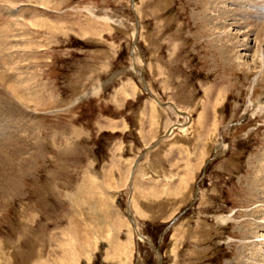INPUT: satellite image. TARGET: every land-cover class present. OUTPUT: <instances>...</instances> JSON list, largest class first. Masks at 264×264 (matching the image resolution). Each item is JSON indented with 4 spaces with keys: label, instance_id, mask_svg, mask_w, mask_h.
Listing matches in <instances>:
<instances>
[{
    "label": "rangeland",
    "instance_id": "1",
    "mask_svg": "<svg viewBox=\"0 0 264 264\" xmlns=\"http://www.w3.org/2000/svg\"><path fill=\"white\" fill-rule=\"evenodd\" d=\"M23 1L11 9L28 24L32 99L1 145L19 178L4 194L0 167V264H251L245 237L264 239L252 227L264 33L251 27L264 0H237L220 21L247 24L229 28L247 49L229 64L205 0Z\"/></svg>",
    "mask_w": 264,
    "mask_h": 264
},
{
    "label": "bare ground",
    "instance_id": "2",
    "mask_svg": "<svg viewBox=\"0 0 264 264\" xmlns=\"http://www.w3.org/2000/svg\"><path fill=\"white\" fill-rule=\"evenodd\" d=\"M205 1L206 2H204L201 6L202 11L200 14L205 15V12L210 13V12L214 11V13L212 12L214 14L213 19L216 22H218V25L211 24V23L206 24L207 21H204V22L202 21L204 23V28H205L207 33L211 32L212 34H215L216 31L217 32L223 31L224 34L221 36V38L220 37L216 38L215 44H217L219 47L218 50H220L219 54L221 55V57L224 58L225 62H227L229 64L230 62H233L234 59L236 60V59H238V57L242 56V55H239L237 58H235L234 53H235L236 49H239L241 47H242V50H245L246 49V43L237 40L238 38L234 39V37H232L228 33L230 27H232V26L235 27V25L237 27V25L239 23L233 22V24L232 23L229 24L230 26H224V23L222 24V23H220V21L226 19V17H228L229 14H230V16L238 15V13L242 7V3H241V1L232 0L234 5H235L234 9H232L230 11V13L226 12V14H224L222 8L220 7V3L221 2L226 3L225 0H205ZM227 1L230 2L231 0H227ZM15 2L23 3L24 1L23 0H0V132L2 131V128H3L1 126L4 124H5L6 128L9 130L8 135L6 134V136H4L5 133L3 134V138L4 139H5V137H7V138L5 139V141H4V139H2L1 141H3V142L0 141V148H1V145L7 146L8 145V144H6L7 141L9 142V144L13 143V141H14L13 136H15L13 134L14 130H15V120L14 119L17 117V115H20L21 117H26V116H24L25 114L20 109L21 108L23 109L25 107V103L26 102L28 103V101H30V100H28V98H30L32 96V95H30L31 93L29 92V85H30L29 81L30 80L28 77V73L26 71L27 68H26V66H24V64H27V60H28L27 54H28V50H29L28 37H27L28 35L26 32L27 31L26 27L28 24L21 21L22 15L20 18H18L19 15L16 17L17 12L15 13V15L12 13L13 9H11V7L14 6ZM27 2H28V0H27ZM246 2H248V1H246ZM215 3H217V4H215ZM206 4H208L209 9L205 8ZM252 5H253V3H252ZM260 8H262V7L260 6ZM27 10H28V8H27ZM20 11L23 13V9L20 8ZM24 11H25V8H24ZM21 12H20V14H21ZM240 14L243 15L244 11L241 12ZM257 16H259V15H257ZM260 18H263V15L261 13H260ZM209 22H213V21L209 20ZM255 23L252 22V24H254V25H252L251 27H254V26L260 27V33H264V23L263 22L262 23L255 22ZM243 24H244L243 26L238 25V27L236 29L240 30V29L246 28L247 24H245V23H243ZM29 25L34 26V24H32L31 22ZM256 39H257V51H256V53L259 55V60H258L259 66L263 65V71L261 72V75H259V79H260V81H263L264 80V52L262 51L263 46H264L263 35L262 34L256 35ZM232 41H234V42L232 43ZM20 63H22V64L19 67L18 64H20ZM241 63H239V64H241ZM255 63H256V65L258 64L257 62H255ZM25 68H26V70H25ZM30 87H32V86L30 85ZM31 99H32V97H31ZM254 108L257 109L264 116V103L261 100L260 101L258 100L256 102V105ZM182 117L186 118L187 122L186 121L185 122L188 123V116L183 115ZM15 141H17V140H15ZM4 149H5V147H4ZM4 149H2V148L0 149V153H1L0 154V157H1L0 161H2V162H0V167L6 168L7 172H8V176L10 175L11 177H5L4 178V183H3L4 189H3V191H4V194L6 193V194L10 195L13 192V190L16 188V182L14 181V178L16 177L18 179L19 176L17 173H13V168L11 166V160H12L11 158L13 156L10 157L9 151L8 152L6 151L7 148H6V150H4ZM13 153L14 152H12L11 154H13ZM25 153L28 154V151H26ZM28 160L29 159L27 157V159H25L24 161H23V159H22V161L21 160L19 161V162H22V164H23L22 166H24V170L23 169L21 170L20 168L18 170V172H20V176H22V177H23V175H25V169L29 166ZM260 161H258L256 163V165L263 163V161L261 159H260ZM16 169L17 168H15L14 170H16ZM6 175L7 174H5V176ZM252 183L257 186L256 190L259 193H261L264 190L263 174L261 172H257V171L254 172ZM2 194H3V192H2ZM255 199H257L256 196L253 198V200H255ZM257 202L258 201L252 202V204L255 207H257L258 206ZM261 207L262 206L257 207V217L258 218H255L254 223L252 224L253 230L258 231L260 233L262 230H264V208L262 209ZM246 216H247V214H246ZM226 220H227L226 218L221 219V223L226 224L227 223ZM248 232L250 233V231H248ZM248 232H245L244 234L245 235L249 234ZM256 239H260L262 241L260 243H258V242H256L257 241ZM245 240H250L249 243L245 246V250L248 251V254L252 255L250 257L252 260L251 264H255L257 262V259L255 257L258 256L257 248L259 246L264 248V239H263V237L254 234L250 237H245ZM157 255H158V252H157ZM238 256H239V259L237 260V262L241 263V258H240L241 255H238ZM157 260H158V262H160L159 257L157 258ZM263 264H264V260H263Z\"/></svg>",
    "mask_w": 264,
    "mask_h": 264
}]
</instances>
